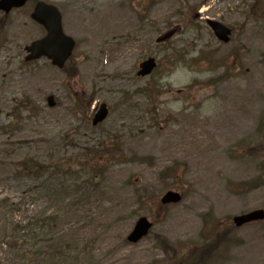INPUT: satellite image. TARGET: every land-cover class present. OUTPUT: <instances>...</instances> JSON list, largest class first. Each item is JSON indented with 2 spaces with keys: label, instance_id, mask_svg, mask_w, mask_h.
<instances>
[{
  "label": "rangeland",
  "instance_id": "obj_1",
  "mask_svg": "<svg viewBox=\"0 0 264 264\" xmlns=\"http://www.w3.org/2000/svg\"><path fill=\"white\" fill-rule=\"evenodd\" d=\"M43 1L77 47L63 72L26 63L45 31L30 8L6 19L0 264H264V222L233 223L264 210V0ZM208 20L233 32L229 44ZM148 58L159 67L139 78ZM102 103L110 116L94 128ZM99 153L103 174L86 168ZM172 190L184 200L163 206ZM142 217L154 229L130 244Z\"/></svg>",
  "mask_w": 264,
  "mask_h": 264
},
{
  "label": "water",
  "instance_id": "obj_2",
  "mask_svg": "<svg viewBox=\"0 0 264 264\" xmlns=\"http://www.w3.org/2000/svg\"><path fill=\"white\" fill-rule=\"evenodd\" d=\"M27 0H2L0 3V8L2 9H10L12 6H23ZM35 19L42 22L47 28L48 25L51 27L49 29V36L42 42L34 43L28 51L31 52V56L28 60L39 59L42 56H48L49 58L54 60V63L63 67L65 61L71 55V52L74 48V43L72 40L66 38L61 31V17L58 11L53 7H47L44 4H40L33 15ZM48 19H51L52 22H49ZM51 23V24H48ZM210 27L215 32L216 37L224 42H230L231 30H229L224 25L217 22H209ZM177 30H172L162 36L158 43H163L169 41L175 34ZM156 68V62L154 59H150L146 63L142 65V71L140 72L141 76L150 75L153 70ZM50 106H55V102L53 98L49 99ZM106 106L103 105L101 111L96 116L95 125L103 122L107 117ZM182 197L179 193L169 192L165 195L162 200L164 205L168 204H177L181 202ZM264 220V211H256L246 216L235 218V223L238 227H242L245 224H249L256 221ZM152 224L146 219H141L134 230V232L129 237V241L132 243H138L144 237H146L152 228Z\"/></svg>",
  "mask_w": 264,
  "mask_h": 264
},
{
  "label": "trees",
  "instance_id": "obj_3",
  "mask_svg": "<svg viewBox=\"0 0 264 264\" xmlns=\"http://www.w3.org/2000/svg\"><path fill=\"white\" fill-rule=\"evenodd\" d=\"M97 157L100 158V159L103 158L102 154L101 155H97ZM22 168L25 169L27 172H30V173H38L39 171L43 172L44 166L39 165L36 161L35 162L34 161H29V163H26L25 165H24V163H22ZM163 244H161L163 246V248L166 247V243L164 242Z\"/></svg>",
  "mask_w": 264,
  "mask_h": 264
},
{
  "label": "flooded vegetation",
  "instance_id": "obj_4",
  "mask_svg": "<svg viewBox=\"0 0 264 264\" xmlns=\"http://www.w3.org/2000/svg\"><path fill=\"white\" fill-rule=\"evenodd\" d=\"M0 13H2V12H0ZM6 24H7L6 21H3V22L0 23V30L2 31V34L5 32V29L7 27Z\"/></svg>",
  "mask_w": 264,
  "mask_h": 264
}]
</instances>
